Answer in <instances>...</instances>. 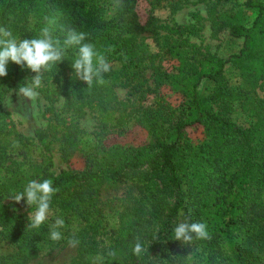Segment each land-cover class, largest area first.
Instances as JSON below:
<instances>
[{
	"label": "trees",
	"instance_id": "16d2710c",
	"mask_svg": "<svg viewBox=\"0 0 264 264\" xmlns=\"http://www.w3.org/2000/svg\"><path fill=\"white\" fill-rule=\"evenodd\" d=\"M143 1L149 8L144 24L137 15L138 0L120 4L116 0H0V25L21 40L37 38L44 17L59 13L57 28L73 27L86 33V42L94 43L97 50L112 49L106 53L112 69L104 75L105 85L94 81L88 89L77 79L72 68L75 49H70L65 61L43 73L40 95L49 103L62 100L58 111L97 115L102 130L111 122L113 127L126 124L123 113L128 106L115 93L117 87L126 88L135 101L126 117L132 120L131 127L147 134V142L141 145H108L105 133L99 131L95 143L85 149L75 138L80 130L61 119L57 140L63 153L68 160L81 154L84 165L80 170L47 173L41 163L29 158L31 142L12 128L3 111L7 94L36 75L10 61L7 76L0 77V172H4L0 199L22 192L30 180L52 179L59 191L50 206L53 216L38 230L27 228L18 203L0 202V264H28L73 237L85 236L89 238L72 264H90L88 258L100 253L105 254L106 264H264V0L240 4L255 12L249 25L243 23L233 1L219 0L221 7L211 13L217 18L213 21L226 27L229 37L241 40L238 52L227 59L182 38L181 26L157 25L153 12L165 0ZM157 29L168 34L153 39L158 48L153 52L138 35ZM165 54L173 62L171 72L161 66ZM228 65L239 80L236 87L225 76ZM203 80L211 84L206 94L198 92ZM165 91L175 95L178 103H170ZM150 95L155 103L146 107L142 102ZM235 105L251 119L249 125L232 118ZM55 109L51 104L47 112ZM196 128L198 138L202 137L193 141L188 132ZM56 130L55 121L46 131L37 130V144L48 150V133ZM20 156L19 164L13 158ZM6 161L13 166H6ZM24 164L28 169L21 168ZM145 165L156 179L149 182L152 207L137 200L129 211L123 208L128 197V192L123 193L124 177ZM108 217L110 226L105 222ZM189 217L206 222L211 239L194 240L181 249L174 228ZM56 218L65 221L60 229L63 239L52 242L49 231ZM76 219L79 227L72 232ZM137 239L149 248L139 258L132 254ZM109 249L118 252L115 260L106 256Z\"/></svg>",
	"mask_w": 264,
	"mask_h": 264
},
{
	"label": "rangeland",
	"instance_id": "374dc122",
	"mask_svg": "<svg viewBox=\"0 0 264 264\" xmlns=\"http://www.w3.org/2000/svg\"><path fill=\"white\" fill-rule=\"evenodd\" d=\"M175 1H177V6L174 3ZM229 1H233L235 8L240 10L243 23L249 25L255 16V12L251 9L242 7L240 4L243 0ZM220 4L221 2L219 0H172V2L165 0L155 9L153 16L157 25H168L174 27V29L181 26L182 38L186 37L191 43H195L202 50H207L211 54H216L227 59L232 54L238 52L241 46V40L229 37L227 28L224 26L221 27V24H215L213 21L217 18L213 19L211 13L215 8L221 7ZM229 5L230 4L228 3L225 8H229ZM136 11L139 21L142 24L146 23L149 19V8L147 3L143 0H138ZM163 34L167 35V30L163 31L157 29L154 33L143 32L138 35V38L145 40L149 44L151 50L156 52L158 48L155 46L153 39H155V37L156 39H159ZM172 37L177 38V35L173 34ZM161 66L167 72L172 71L173 62L170 59V56L165 54V60L161 61ZM224 73L232 87H236L239 84V80L236 78V74L230 65L226 67ZM148 74L149 72H147L146 75L148 76ZM210 89L211 84L208 81L203 80L198 87V92L200 94H206ZM115 93L118 100L126 103L128 106L126 113L134 109L133 103L135 101L133 96L128 94V89L117 87L115 88ZM165 94L170 103L174 105L178 103V99L175 95L166 91ZM260 95L262 96L261 92ZM154 103L155 98L153 95L148 96L142 102L146 107L152 106ZM51 104L56 109L54 112H47V108ZM62 105V100L49 103V101L40 94L35 101L31 102L30 100L19 96L18 90L10 91L3 104V111L7 122L13 125L12 128L17 133L31 142L32 147H30L31 151H29V158L41 163L42 167H45L47 173L58 174L60 171L80 170L84 165V158L79 153L75 154L69 160L65 157L62 146L57 140L60 138V132L63 126L61 119H64L66 124L71 123L76 129L80 130L75 138L78 139L79 145L85 149H87L90 144L95 143L99 131L100 133L101 131H103V134L105 133V144L108 145H141L147 142L146 132L139 127H131L132 120L126 117V113H123V115H125L124 118L126 123L124 126H122V123H118L113 127L112 124H115V122H111L112 124L110 127L101 130V123L99 125L101 119L99 120L97 115L89 111H85L83 115L73 113L72 111H58ZM130 117H132V115H130ZM232 118L236 122L245 126L249 125L251 122L248 115L241 112L237 105L233 108ZM51 121H55L57 130L52 132V134L48 133L47 144L49 149L44 150L39 144H37L35 132L37 130L46 131ZM122 128H129V130L124 134H119L118 131ZM198 131L199 129L197 128L189 130L188 134L193 141L200 136L198 135ZM13 160L20 164L22 156H20V158H13ZM10 162L6 161L5 165L13 166ZM21 168L28 169L27 164H24ZM3 175L4 172L1 171L0 177ZM123 181V193L128 192V197L125 199L126 201L124 202L123 208L131 211L136 207V201L141 200L143 205L151 209L152 205L150 204L151 194L149 192V186L152 187L151 183L156 181L151 167L145 165L142 168L127 174ZM25 186L26 184L23 185V188ZM17 193H19L17 190L13 191L10 197H4L0 199V202L6 204L15 202L13 197ZM119 194L123 195L121 192H119ZM18 204L20 207L19 213L23 216L24 220L28 221V216L33 209L26 204V200H22ZM52 216L53 209H50L48 219ZM77 221L78 220L76 219L74 223L71 224L72 232H75L79 227ZM105 222L106 225L110 226L112 224L111 217H108ZM2 236L3 231L0 228V237ZM87 238H89V236H85L83 239H78L80 243L76 247H70L66 244L65 246L54 249L51 253L41 254L37 258L31 260L28 264H72L76 261L78 253ZM177 243L181 249L185 245L181 241H178ZM180 248L176 251L179 252Z\"/></svg>",
	"mask_w": 264,
	"mask_h": 264
},
{
	"label": "clouds",
	"instance_id": "9594fccd",
	"mask_svg": "<svg viewBox=\"0 0 264 264\" xmlns=\"http://www.w3.org/2000/svg\"><path fill=\"white\" fill-rule=\"evenodd\" d=\"M116 2L120 4L122 0H116ZM58 19L59 13L44 17L45 24L39 36L30 40H21L20 37L14 35L11 29L0 25V77L7 76V65L10 61L15 65L27 67L35 73L34 78H31L26 85L22 84L18 89L19 96L31 102L38 98L37 89L43 86V73L51 71L57 64L65 61L70 49H75L72 61L74 74L77 79L88 85V89H91L94 81L99 86L105 85L107 81L104 75L112 69L106 56V53H111V48H106L104 51L97 50L94 43L86 42L88 40L86 33L63 24L57 28ZM57 31L59 35L56 34ZM53 183L52 179H44L42 182L30 180L22 192L14 195L13 200L16 203L26 200V204L33 209L28 216L27 228L38 230L48 220L52 199L59 191ZM64 226V219H55L49 231V239L52 242H59L63 239L60 229ZM210 239L211 234L206 222H194L190 217L178 223L174 228V240L184 244H191L194 240L207 241ZM67 243L70 247H76L80 241L73 237ZM148 249L137 239L132 247V254L139 258L148 252ZM106 256L115 260L118 252L109 249ZM88 259L90 264H106L103 253Z\"/></svg>",
	"mask_w": 264,
	"mask_h": 264
}]
</instances>
